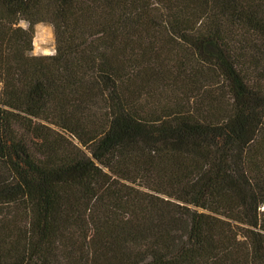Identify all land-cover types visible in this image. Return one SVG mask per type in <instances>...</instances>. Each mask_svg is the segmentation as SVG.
Here are the masks:
<instances>
[{
    "label": "trees",
    "instance_id": "1",
    "mask_svg": "<svg viewBox=\"0 0 264 264\" xmlns=\"http://www.w3.org/2000/svg\"><path fill=\"white\" fill-rule=\"evenodd\" d=\"M0 264H264V0H0Z\"/></svg>",
    "mask_w": 264,
    "mask_h": 264
},
{
    "label": "rangeland",
    "instance_id": "2",
    "mask_svg": "<svg viewBox=\"0 0 264 264\" xmlns=\"http://www.w3.org/2000/svg\"><path fill=\"white\" fill-rule=\"evenodd\" d=\"M19 25L23 28L27 27V23L22 21ZM36 41V42H35ZM55 39L53 29L48 24H37L34 27V36L32 39V55H52L54 54ZM31 136V134H28ZM44 139L55 140V134L49 133L44 136ZM43 139L39 140V145L42 144Z\"/></svg>",
    "mask_w": 264,
    "mask_h": 264
},
{
    "label": "bare ground",
    "instance_id": "3",
    "mask_svg": "<svg viewBox=\"0 0 264 264\" xmlns=\"http://www.w3.org/2000/svg\"><path fill=\"white\" fill-rule=\"evenodd\" d=\"M36 42V41H35Z\"/></svg>",
    "mask_w": 264,
    "mask_h": 264
}]
</instances>
